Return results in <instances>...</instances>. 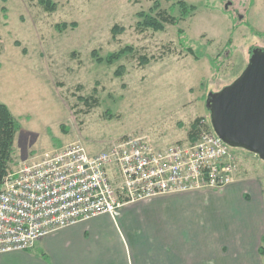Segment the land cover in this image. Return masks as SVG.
<instances>
[{"label": "rangeland", "instance_id": "374dc122", "mask_svg": "<svg viewBox=\"0 0 264 264\" xmlns=\"http://www.w3.org/2000/svg\"><path fill=\"white\" fill-rule=\"evenodd\" d=\"M50 1L52 11L45 10L39 0L0 3V102L20 125L0 189L22 162L66 146H81L96 154L129 138H140L158 150L194 140L201 121L211 126L207 96L242 72L251 49H264V0H184L194 11L177 25L166 24L157 32H138L137 13L154 14L157 2L179 17L178 0ZM72 22L76 26L63 31L56 27ZM114 24L125 28L116 37L110 32ZM124 46L132 51L112 64L104 61L108 53ZM187 46L201 57L187 54ZM92 50L103 61L98 62ZM142 55L148 58L143 65L139 63ZM120 65L123 70L116 74ZM87 97L96 103H85ZM229 148L238 164L236 176L244 180L233 186L253 187L251 182L260 181L264 189V160L242 148ZM230 186L197 190L176 204L173 197L161 196L159 204L149 205L164 212L159 225L173 223L166 212L175 207L182 210L175 217L176 226L227 225L233 236H240L236 217L244 214L247 251L262 231L263 215L257 210L264 198L252 194L251 201L241 207L237 194L226 195ZM128 215L129 211H123L122 219ZM21 254L4 257L18 263ZM243 257L239 264H264V257L256 258L249 251Z\"/></svg>", "mask_w": 264, "mask_h": 264}, {"label": "built area", "instance_id": "2783aa9c", "mask_svg": "<svg viewBox=\"0 0 264 264\" xmlns=\"http://www.w3.org/2000/svg\"><path fill=\"white\" fill-rule=\"evenodd\" d=\"M197 133L163 150L129 138L96 154L70 145L22 162L0 189V256L95 216L116 217L127 203L228 186L239 170L229 146L205 120Z\"/></svg>", "mask_w": 264, "mask_h": 264}, {"label": "crops", "instance_id": "0c3cea01", "mask_svg": "<svg viewBox=\"0 0 264 264\" xmlns=\"http://www.w3.org/2000/svg\"><path fill=\"white\" fill-rule=\"evenodd\" d=\"M237 180L242 181L236 176L226 195L231 198L237 194L241 207L251 201L252 194H257V199L264 198L260 181L251 182L253 187L233 186ZM194 195L195 191L164 194L127 203L116 217L101 214L45 235L35 243L34 248H41L36 253L28 250L3 253L0 264H239L248 251L256 258L260 256L257 249L264 229V204H259L257 210L263 215L262 231L247 251L244 214L236 217V232L240 236H233L227 225L223 228L205 225L200 229L176 226L175 217L182 210L175 207L166 212L173 223L159 225V215L164 212L152 210L149 204H159L161 196L173 197L176 204L182 197L190 199ZM125 210L129 211L130 220H127L129 215L126 220L122 219ZM139 217L146 220L140 221ZM14 252L22 253L18 263L4 257Z\"/></svg>", "mask_w": 264, "mask_h": 264}, {"label": "water", "instance_id": "95a60500", "mask_svg": "<svg viewBox=\"0 0 264 264\" xmlns=\"http://www.w3.org/2000/svg\"><path fill=\"white\" fill-rule=\"evenodd\" d=\"M214 133L229 147L264 160V49L253 48L242 72L205 101Z\"/></svg>", "mask_w": 264, "mask_h": 264}, {"label": "trees", "instance_id": "16d2710c", "mask_svg": "<svg viewBox=\"0 0 264 264\" xmlns=\"http://www.w3.org/2000/svg\"><path fill=\"white\" fill-rule=\"evenodd\" d=\"M5 2L6 0H0V3ZM39 3L44 7L45 10L47 11H52L54 9V3L51 2L50 0H39ZM178 7H179V17H175L170 15L166 10L161 9L159 4L156 2L154 4V9H156L154 14H149V13H143V12H138L137 16L138 19L135 23V29H137L138 32H143L145 30H151V31H163L164 30V25L169 24V25H177L178 22L181 19H184L188 16V14L192 11H194L195 7L193 5H187L184 0H178ZM75 27L76 23L72 22L69 23L68 25L66 23H60L56 24V27L59 31L65 30L67 27ZM125 28L123 26H120L118 24H114L110 30L112 37H116L118 34H121ZM178 34H181V37H183V30L178 28L177 29ZM256 35H262L260 32H255ZM182 39V38H180ZM187 54L192 55L195 59H199L201 56L200 54H197V52L187 46L185 47ZM132 51L131 46H124L122 49H120L118 52H111L108 53L104 59V61L108 64H112L113 62L117 61L120 59L122 55L125 53H128ZM92 55L96 56V50H92ZM140 62L142 65L148 62V58L145 55L139 56ZM96 60L98 62L103 61L102 58L96 56ZM210 62L212 63L213 60L211 59ZM123 70V66L120 65L116 69V74H120L121 71ZM87 97L84 100L85 103H90V101H93L96 103V99ZM90 106L92 104H89ZM198 119L196 118L193 121V124L191 125V128L188 132V137L192 138L191 132L194 131L195 127V122ZM20 129L19 122L16 120V118L12 115L8 107L0 102V186L2 183V179L6 173L7 170V165L8 162L11 159L12 153H13V142L16 137V134L18 130ZM193 140V139H191ZM258 254L261 257H264V229L263 233L260 239V245L258 246Z\"/></svg>", "mask_w": 264, "mask_h": 264}]
</instances>
